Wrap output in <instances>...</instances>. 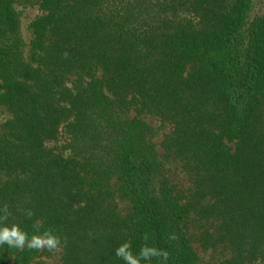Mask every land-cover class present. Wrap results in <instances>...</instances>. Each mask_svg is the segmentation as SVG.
Returning a JSON list of instances; mask_svg holds the SVG:
<instances>
[{
	"label": "trees",
	"instance_id": "trees-1",
	"mask_svg": "<svg viewBox=\"0 0 264 264\" xmlns=\"http://www.w3.org/2000/svg\"><path fill=\"white\" fill-rule=\"evenodd\" d=\"M0 107V264H264V0H0Z\"/></svg>",
	"mask_w": 264,
	"mask_h": 264
},
{
	"label": "clouds",
	"instance_id": "clouds-1",
	"mask_svg": "<svg viewBox=\"0 0 264 264\" xmlns=\"http://www.w3.org/2000/svg\"><path fill=\"white\" fill-rule=\"evenodd\" d=\"M66 55V53H65ZM0 246L7 245L9 248L24 249L25 247L42 251L47 249L48 251H57L61 245V238L51 230H46L42 235H32L29 238L28 234L21 230L17 224L7 226L11 213L9 212L8 205L5 204L0 209ZM26 218H31L33 213L28 210L24 213ZM170 240L177 239L175 234H169ZM142 239L145 243L141 246L138 254H133L131 250V242H124L115 249V256L124 261V264H151L155 259L158 264H167L169 259V252L164 249H159L154 246H149L147 241L149 236L147 233L143 234Z\"/></svg>",
	"mask_w": 264,
	"mask_h": 264
},
{
	"label": "rangeland",
	"instance_id": "rangeland-1",
	"mask_svg": "<svg viewBox=\"0 0 264 264\" xmlns=\"http://www.w3.org/2000/svg\"><path fill=\"white\" fill-rule=\"evenodd\" d=\"M37 8L35 5H29L24 7L21 12V24H22V32L23 38L27 40L28 38V30L25 24L36 14ZM8 115V113L0 107V122ZM48 145H51V141L47 142ZM37 258V257H36ZM35 258V259H36ZM40 259L43 260L44 263H55L59 259V251H49V255H42Z\"/></svg>",
	"mask_w": 264,
	"mask_h": 264
}]
</instances>
